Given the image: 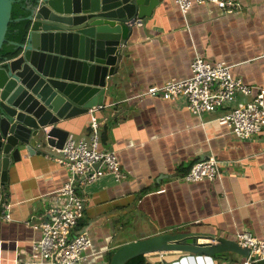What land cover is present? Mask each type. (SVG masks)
Listing matches in <instances>:
<instances>
[{
  "label": "crops",
  "instance_id": "crops-1",
  "mask_svg": "<svg viewBox=\"0 0 264 264\" xmlns=\"http://www.w3.org/2000/svg\"><path fill=\"white\" fill-rule=\"evenodd\" d=\"M237 1L240 6L232 11L206 2L183 14L175 0H160L150 17L133 26L103 106L60 123L68 138H86L91 114L97 115L105 133L101 146L117 153L123 173L119 181L105 175L85 189L80 229L90 235L92 249L81 264H109L120 245L164 232L190 230L235 240L248 231L264 239V131L238 139L217 121L220 111L195 115L182 98L147 94L151 86L189 77L196 56L225 62L235 78L264 86V0ZM21 155L11 163L4 191L0 264H24L42 236L36 224L64 202L58 190L69 170L58 161L60 149ZM211 157L221 162L218 178H182L195 162ZM131 226L140 227L139 234L123 236ZM145 259L146 264H256L231 252L166 251Z\"/></svg>",
  "mask_w": 264,
  "mask_h": 264
},
{
  "label": "water",
  "instance_id": "water-1",
  "mask_svg": "<svg viewBox=\"0 0 264 264\" xmlns=\"http://www.w3.org/2000/svg\"><path fill=\"white\" fill-rule=\"evenodd\" d=\"M15 0H0V52ZM160 0H34L30 29L15 58L0 59V217L12 161L22 152L62 149V121L103 106L133 26L150 17ZM210 239L211 241H201ZM236 253L235 240L190 230L159 233L120 245L109 264L155 252ZM256 264L264 258L250 257Z\"/></svg>",
  "mask_w": 264,
  "mask_h": 264
},
{
  "label": "built area",
  "instance_id": "built-area-1",
  "mask_svg": "<svg viewBox=\"0 0 264 264\" xmlns=\"http://www.w3.org/2000/svg\"><path fill=\"white\" fill-rule=\"evenodd\" d=\"M175 2L183 14L194 3L213 2L224 11L240 6L237 0ZM191 67L189 77L169 79L161 86H151L147 94L165 100L182 98L187 109L195 115L220 111L217 121L227 126L238 139H249L264 131V86L253 87L241 78H235L232 66L225 62L212 63L196 56ZM101 145V124L97 115L91 114L88 136L69 137L60 149L58 161L69 170L65 184L58 190L64 202L49 209L36 224L42 236L34 243L24 264H81L90 256L91 237L80 229L86 211L85 189L105 175H112L116 181L123 178L117 153ZM220 164L214 157L197 161L182 178L187 182L216 179L221 174ZM235 241L249 249L248 262H255L251 260L252 256L264 258V239L242 231Z\"/></svg>",
  "mask_w": 264,
  "mask_h": 264
},
{
  "label": "trees",
  "instance_id": "trees-1",
  "mask_svg": "<svg viewBox=\"0 0 264 264\" xmlns=\"http://www.w3.org/2000/svg\"><path fill=\"white\" fill-rule=\"evenodd\" d=\"M33 3L34 0H15L13 3L11 22L7 30L6 42L3 44L0 52V59L15 58L19 54L20 49L17 44L23 43L28 35L30 21L27 17L31 13V6ZM104 140L105 133L102 135V141ZM113 252L110 254V257ZM126 264H146L145 255L133 258Z\"/></svg>",
  "mask_w": 264,
  "mask_h": 264
},
{
  "label": "rangeland",
  "instance_id": "rangeland-1",
  "mask_svg": "<svg viewBox=\"0 0 264 264\" xmlns=\"http://www.w3.org/2000/svg\"><path fill=\"white\" fill-rule=\"evenodd\" d=\"M132 230V231H131ZM137 231V232H134L133 234H139V232L138 231H140L141 230V228L140 227H138V226H131V227H127V229H126V231L124 230V233H123V236H128V235H130L133 231ZM125 234H127V235H125Z\"/></svg>",
  "mask_w": 264,
  "mask_h": 264
}]
</instances>
